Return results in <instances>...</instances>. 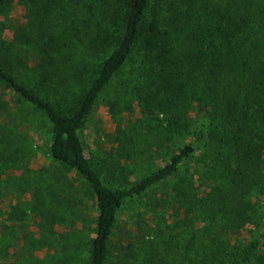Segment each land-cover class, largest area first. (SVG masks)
<instances>
[{
	"label": "trees",
	"instance_id": "obj_1",
	"mask_svg": "<svg viewBox=\"0 0 264 264\" xmlns=\"http://www.w3.org/2000/svg\"><path fill=\"white\" fill-rule=\"evenodd\" d=\"M101 102L137 116L87 155ZM27 117L47 123L73 190L59 219L72 258L264 264V0H0V141ZM79 192L95 210L85 234ZM134 205L137 231L116 239Z\"/></svg>",
	"mask_w": 264,
	"mask_h": 264
},
{
	"label": "rangeland",
	"instance_id": "obj_2",
	"mask_svg": "<svg viewBox=\"0 0 264 264\" xmlns=\"http://www.w3.org/2000/svg\"><path fill=\"white\" fill-rule=\"evenodd\" d=\"M20 17V8L14 6L11 21ZM136 116L126 115L124 111L113 118L106 104L101 102L82 135L86 154L112 149L117 124L124 117L134 121ZM8 124L9 121H5L7 127ZM16 130L15 136L0 141V264H84L83 255L77 260L72 258L77 241L66 237L72 232L67 230L70 226L60 224V218L70 215L65 209L67 205L60 204L72 202L68 193L72 194L73 190L57 181L60 171L48 155L47 123L27 117ZM143 172L134 169L130 178L139 177ZM75 196L80 200L77 213L80 219L75 222V228L85 234L93 228V202L83 192ZM137 208L134 205L120 216L122 230L116 233V239H125L129 232L137 231L128 219ZM85 218H88L87 227H82ZM86 236L93 237V231ZM84 244L82 241V246Z\"/></svg>",
	"mask_w": 264,
	"mask_h": 264
}]
</instances>
